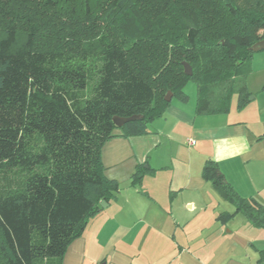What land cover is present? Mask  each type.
<instances>
[{
  "label": "trees",
  "instance_id": "obj_1",
  "mask_svg": "<svg viewBox=\"0 0 264 264\" xmlns=\"http://www.w3.org/2000/svg\"><path fill=\"white\" fill-rule=\"evenodd\" d=\"M262 40L264 0H0V264H62L118 192L102 145L115 130L146 135L168 93L186 102L193 83L197 116L227 114L233 100L241 111L248 49ZM131 116L141 118L113 124ZM217 166L206 160L202 180L234 207L217 220L241 214L264 230V206Z\"/></svg>",
  "mask_w": 264,
  "mask_h": 264
},
{
  "label": "crops",
  "instance_id": "obj_2",
  "mask_svg": "<svg viewBox=\"0 0 264 264\" xmlns=\"http://www.w3.org/2000/svg\"><path fill=\"white\" fill-rule=\"evenodd\" d=\"M251 63L252 98L241 111L232 104L227 114L197 116L194 85L191 96L183 91L186 102L171 97L146 135L112 132L100 159L118 192L86 222L62 264H264V230L241 214L221 224L216 217L234 207L201 177L211 159L234 192L264 206V54ZM138 167L151 171L134 186Z\"/></svg>",
  "mask_w": 264,
  "mask_h": 264
},
{
  "label": "water",
  "instance_id": "obj_3",
  "mask_svg": "<svg viewBox=\"0 0 264 264\" xmlns=\"http://www.w3.org/2000/svg\"><path fill=\"white\" fill-rule=\"evenodd\" d=\"M251 52L253 53H258V52H261V51H264V40L262 41H259L258 43H256L254 46H252L250 49ZM183 66V69H184V74L186 76H191V68L189 67V65H187L186 63H182L181 64ZM171 94L168 93L165 97V101L166 102H170L171 100ZM252 97H250L251 99ZM140 116H131V117H128V118H119V117H114L112 120H113V124L115 125V127L117 128H121L123 127L126 123H129L130 121L133 122V121H136V120H140ZM107 204L102 201L100 203V207L101 208H104L106 207Z\"/></svg>",
  "mask_w": 264,
  "mask_h": 264
},
{
  "label": "rangeland",
  "instance_id": "obj_4",
  "mask_svg": "<svg viewBox=\"0 0 264 264\" xmlns=\"http://www.w3.org/2000/svg\"><path fill=\"white\" fill-rule=\"evenodd\" d=\"M259 54H264V51L263 52H261V53H259ZM258 53L257 54H255V53H253L252 54V59H253V57H255V56H257V55H259ZM255 66H253V69L255 70ZM193 89H194V84L193 83H189L185 88H184V90H182V91H185L184 93L185 94H188V95H190L191 96V93L193 92ZM233 105H235V102H234V100H233V103H232ZM18 178H15V179H13V181H15V182H18V180H17Z\"/></svg>",
  "mask_w": 264,
  "mask_h": 264
},
{
  "label": "built area",
  "instance_id": "obj_5",
  "mask_svg": "<svg viewBox=\"0 0 264 264\" xmlns=\"http://www.w3.org/2000/svg\"><path fill=\"white\" fill-rule=\"evenodd\" d=\"M191 145H193V142L192 143H190Z\"/></svg>",
  "mask_w": 264,
  "mask_h": 264
}]
</instances>
